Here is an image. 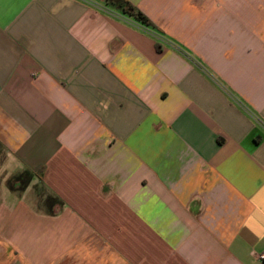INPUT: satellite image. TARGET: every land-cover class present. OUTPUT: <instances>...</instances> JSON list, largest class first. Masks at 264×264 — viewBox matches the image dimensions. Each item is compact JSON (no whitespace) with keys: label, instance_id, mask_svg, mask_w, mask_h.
I'll use <instances>...</instances> for the list:
<instances>
[{"label":"crops","instance_id":"crops-1","mask_svg":"<svg viewBox=\"0 0 264 264\" xmlns=\"http://www.w3.org/2000/svg\"><path fill=\"white\" fill-rule=\"evenodd\" d=\"M0 0V264H264V0Z\"/></svg>","mask_w":264,"mask_h":264},{"label":"trees","instance_id":"trees-1","mask_svg":"<svg viewBox=\"0 0 264 264\" xmlns=\"http://www.w3.org/2000/svg\"><path fill=\"white\" fill-rule=\"evenodd\" d=\"M105 5L127 15L144 26L154 27L150 20L128 0H105Z\"/></svg>","mask_w":264,"mask_h":264},{"label":"built area","instance_id":"built-area-1","mask_svg":"<svg viewBox=\"0 0 264 264\" xmlns=\"http://www.w3.org/2000/svg\"><path fill=\"white\" fill-rule=\"evenodd\" d=\"M253 257L256 260H259V261L264 262V251H262V252H255V251H253Z\"/></svg>","mask_w":264,"mask_h":264}]
</instances>
